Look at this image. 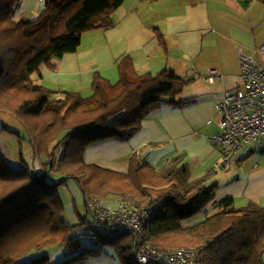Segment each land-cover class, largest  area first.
Segmentation results:
<instances>
[{"label": "trees", "instance_id": "16d2710c", "mask_svg": "<svg viewBox=\"0 0 264 264\" xmlns=\"http://www.w3.org/2000/svg\"><path fill=\"white\" fill-rule=\"evenodd\" d=\"M123 1L45 0L36 17L15 19L19 0H0V111L25 120L35 148L48 156L39 174L11 167L0 153V264H51L46 252L26 259L33 251L58 245L68 251L57 264H82L98 258L105 247L119 264H140L136 236L121 226L111 233L109 221L88 212L106 231L89 227L92 232L84 236L92 237L94 244L83 247L77 232L88 222L84 218L72 225L64 219L56 190L64 180H50L47 166L76 177L85 203L91 198L137 205L156 202L158 211L144 222L143 234L159 250L196 249V264H264V206H235L232 197L216 200L217 181L209 175L190 179L182 157L154 168L133 154L125 172L83 159L91 143L128 139L150 108L188 102L180 98L187 78L168 68L138 73L127 56L118 60L119 79L111 83L96 73L86 97L70 91L57 97V90L30 78L42 64L53 67L52 60L77 51L83 33L112 26L110 15ZM256 1L264 17V0ZM35 117L36 125L31 123ZM64 131L54 146L62 150L55 162L49 150ZM202 210V220L185 223Z\"/></svg>", "mask_w": 264, "mask_h": 264}, {"label": "crops", "instance_id": "0c3cea01", "mask_svg": "<svg viewBox=\"0 0 264 264\" xmlns=\"http://www.w3.org/2000/svg\"><path fill=\"white\" fill-rule=\"evenodd\" d=\"M31 1L19 0L15 11L25 14L18 16L37 15V4L29 7ZM233 1L248 11L253 2ZM220 2L235 8L222 0H124L110 15L112 26L83 33L77 51L52 60L53 67L42 64L38 73H33L34 82L57 90V97L63 96L61 91L88 96L96 73L116 82L117 63L124 56L130 58L138 73L168 68L188 79L180 97L188 102L150 108L140 128L128 139L111 138L91 145L85 163L125 172L133 154L154 168L180 156L190 179L209 175L217 181L216 200L232 197L235 206H264V154L254 144L241 148L228 170L213 171L221 159L208 140L218 129L214 105L225 91L241 86L237 51L250 52L264 42V21H235L228 16L224 21ZM209 68L219 72L214 83L206 81ZM76 182L68 179L60 196L63 217L72 225L82 220L74 202L80 198L85 206L82 188ZM65 256L64 252L56 254L50 263L57 264ZM82 264L110 262L99 256Z\"/></svg>", "mask_w": 264, "mask_h": 264}, {"label": "built area", "instance_id": "2783aa9c", "mask_svg": "<svg viewBox=\"0 0 264 264\" xmlns=\"http://www.w3.org/2000/svg\"><path fill=\"white\" fill-rule=\"evenodd\" d=\"M44 3L45 0H38ZM241 86L225 91L215 103L220 115L217 126L208 140L220 152V162L213 171L228 170L241 148L254 144L264 154V42L250 52L237 51ZM220 77L215 68L206 71V81L214 83ZM86 210L93 218L115 223L110 232L124 227L136 236V260L140 264H196V249L159 250L151 246L143 234V224L158 211V204L142 205L121 200L109 203L104 199H87Z\"/></svg>", "mask_w": 264, "mask_h": 264}, {"label": "rangeland", "instance_id": "374dc122", "mask_svg": "<svg viewBox=\"0 0 264 264\" xmlns=\"http://www.w3.org/2000/svg\"><path fill=\"white\" fill-rule=\"evenodd\" d=\"M222 1L233 4L235 6V8L237 9V10H235V8L229 7L225 4H222V2H220V4H218V8L222 12V15H223L222 19L224 21H227L225 16H228L229 20H235V21H248V20L264 21L262 6L256 0L253 1L252 4H250L251 8L249 11L246 8L244 10L237 2H234L233 0H222ZM35 2L37 4L36 5V9H37L36 13L38 15L41 12L42 8L44 7V3L39 2L38 0H34V1L32 0L31 2H29V7H31ZM15 14L17 15V17H20L18 15L25 14V11H19V10L17 11L16 10ZM27 14L30 15L31 11ZM37 15H35L34 17H36ZM34 17L30 16L29 18H34ZM60 30H61V27H59L58 32H60ZM47 32H49V30H47ZM58 32L55 31L54 34H57ZM30 78L34 81L35 75L32 73L30 75ZM217 115L219 118V114H217ZM38 122L39 121L35 117V120L32 121L31 123L32 124L35 123V125H36V124H38ZM65 134H66V131L62 132L61 134H58L56 137L57 139L55 140L56 143H54V145L51 146V150H49V153H51V151L53 149L52 157H54L55 162L57 161L58 157L60 156L62 150H61L59 145L57 147H54V146L58 143V141ZM91 145H93V144L91 143V144L87 145V147L85 148L84 153H83V159H85V153L87 155V153L89 151V147ZM0 153L2 154L4 159L8 162V164L11 167L24 166L29 171L39 173V174L43 172L42 166L47 164L46 162H47L48 156L46 155V153L44 151H38L37 148H35L33 140L30 137L29 130L27 129V124H26L25 120H23L22 118L18 117V115L14 114L13 112L8 111V110L7 111H5V110L0 111ZM46 169H47L46 174L48 175V178L50 180H64V182L61 185H58L56 187V190H57L59 197L61 195H63L61 187L66 184V181H68V179H74L75 181L78 182L76 177L75 178L70 177L69 175H67L68 173L57 170L56 168L50 169L49 166H47ZM79 184L81 187L79 186ZM79 184H78V187L81 189L82 183L79 182ZM74 204L77 206V211L79 212L82 219L85 218L86 222H88V223H85L86 225H84L83 227H79L77 233H80L82 235L79 237V239H80L83 247L92 246L94 244L93 238L90 236H84L87 233L92 232V230L89 227H91L93 229H95V228L98 229L99 227H101V229L103 231H106V227H103V226L98 227V224L92 220V217L85 210L84 203L80 198L78 199V201H76V203L74 202ZM205 209L209 210V205H207L205 207ZM205 211L206 210H202L199 214H197L193 218L186 220L185 223H187V222L192 223V222H197V221L202 220L206 214ZM86 226H88V227H86ZM110 226H117V224L110 223ZM67 251H68V249L66 247L64 248L61 245L51 246V247H47L41 251H33L31 254H29L26 261H29L32 258L38 257L40 255V253H42V252H46L52 258L51 263H53L54 257L56 256V254L61 255V252H67ZM100 253L102 254V255H100V257L105 259L107 262H110V264H117L118 263L114 253L108 247H105L104 249H102L100 251Z\"/></svg>", "mask_w": 264, "mask_h": 264}]
</instances>
